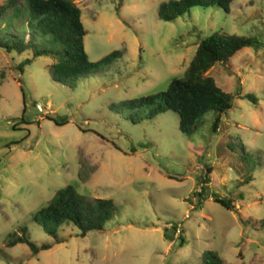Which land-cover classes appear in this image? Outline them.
Masks as SVG:
<instances>
[{"label":"rangeland","instance_id":"374dc122","mask_svg":"<svg viewBox=\"0 0 264 264\" xmlns=\"http://www.w3.org/2000/svg\"><path fill=\"white\" fill-rule=\"evenodd\" d=\"M74 1L99 63L88 78L55 82L45 56L21 71L32 53L0 47V264H205L209 250L227 264H264V0H235L230 13L195 7L174 22L159 18L169 0ZM215 32L259 41L208 73L234 96L217 132L214 112L187 136L174 111L130 110L183 77ZM68 185L119 213L85 237L66 224L55 244L34 216ZM24 230L54 247L35 256L10 246Z\"/></svg>","mask_w":264,"mask_h":264},{"label":"trees","instance_id":"16d2710c","mask_svg":"<svg viewBox=\"0 0 264 264\" xmlns=\"http://www.w3.org/2000/svg\"><path fill=\"white\" fill-rule=\"evenodd\" d=\"M234 1L169 0L160 5L159 18L174 22L195 7H218L230 13ZM86 35L82 8L74 0H8L0 5V47L10 54L31 52L33 56L21 64V71L31 65L35 58L45 56L54 60L51 71L55 82L74 85L79 78H88L99 63L89 58L84 41ZM256 46H259V41L255 37L227 32H215L207 36L198 44L183 77L175 78L166 91L142 98L140 107L132 102L130 110L149 119L174 111L180 117V130L187 136L201 130L206 115L214 112L216 118L213 130L217 132L223 115L233 107L234 96L219 87L208 73L217 64L229 65L242 49ZM119 55L115 51L103 60H111ZM217 202L229 210L233 209L232 200L218 198ZM118 213V206L112 199H90L79 194L74 186L68 185L59 190L35 214L34 219L54 238L55 244H59L63 242L59 229L64 225L74 224L80 229L81 236L85 237L90 232L103 231ZM11 237L14 238L9 241L10 246L28 244L35 256L55 245H38L25 230L22 235L13 234ZM202 260L205 264H227L214 250L205 252Z\"/></svg>","mask_w":264,"mask_h":264}]
</instances>
